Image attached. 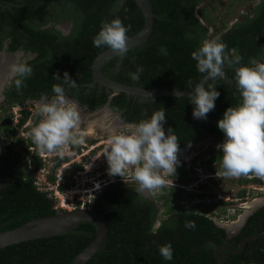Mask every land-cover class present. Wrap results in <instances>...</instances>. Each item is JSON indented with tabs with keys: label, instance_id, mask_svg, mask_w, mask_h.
I'll use <instances>...</instances> for the list:
<instances>
[{
	"label": "trees",
	"instance_id": "trees-1",
	"mask_svg": "<svg viewBox=\"0 0 264 264\" xmlns=\"http://www.w3.org/2000/svg\"><path fill=\"white\" fill-rule=\"evenodd\" d=\"M0 1L9 3V7L0 9V33L10 36L11 50L23 46L37 53V57L28 61L33 74L26 83L32 85L34 80H38L41 90H51L54 84H63L54 75L63 78L65 72L76 82H89L92 79L91 63L96 54L107 47L97 48L92 43L102 21L119 17L126 26L130 25L128 36L138 32L144 23L142 12L134 0ZM201 1L149 0L154 18L147 41L130 48L122 60L118 55L107 60L101 66L102 73L114 80L148 89L186 90L189 89V81L193 85L198 83L203 77L196 70L191 53L207 38L209 31L194 13V8ZM42 4H49L51 10H44L40 7ZM67 9L71 10L74 18V32L70 37L61 36L53 28H38L46 18L64 20L67 16L63 12L68 13ZM201 15L205 20L210 19L206 13ZM217 37L228 49H237L244 64L250 58L264 60V4L258 8L254 5L252 11L243 14L241 20L231 23ZM162 49L166 50V54ZM138 67H142L143 71L138 81H132L129 73L136 72ZM233 77V69L226 68V78L214 82L220 96L206 120L193 118L194 105H190L188 96L162 95L144 100L118 92L112 96L110 107L130 123L165 109L164 128H173L179 148H182L207 135H223L217 121L228 107L240 102ZM98 86L79 87L87 90V94H78L80 103L88 104L91 109L103 106L110 93L105 91V87ZM27 116L28 111H22L20 125ZM33 119L36 121L38 118L34 116ZM72 147L79 150L77 146ZM221 155L219 151L210 155L207 161H220ZM58 164L59 161H56ZM80 167L81 163H74L70 172ZM173 175L179 178V175ZM49 178L54 180L53 175ZM67 186L68 183L63 182L60 189ZM183 192L181 187L169 186L167 193L162 195L165 207L162 213L164 218L160 219L162 227L152 234L151 226L158 218L157 203L139 196L132 186L122 180L105 185L92 205V208L104 214L107 223L104 248L85 264H217L214 248L222 242L225 230L213 222L211 215L213 208L225 205V202L206 203L200 200L193 205L179 204ZM242 193L245 192L237 194L242 196ZM196 196L201 197L202 193ZM54 205L55 199L48 192L36 189L32 182V170L25 166L20 177L0 189V230L14 228L36 217L53 215L58 211ZM259 214L264 215V208L255 215ZM187 221H194L195 229L186 228ZM95 232V225L85 221L64 234L3 247L0 249V264H71L78 252L91 242ZM168 242L174 249L172 261L164 260L158 252V246ZM259 248L251 254L245 250L241 255H224L227 260L225 264H264V251Z\"/></svg>",
	"mask_w": 264,
	"mask_h": 264
},
{
	"label": "clouds",
	"instance_id": "clouds-1",
	"mask_svg": "<svg viewBox=\"0 0 264 264\" xmlns=\"http://www.w3.org/2000/svg\"><path fill=\"white\" fill-rule=\"evenodd\" d=\"M262 4L264 0H255V7ZM129 29L130 25L126 26L119 17L102 21L93 38V46H107L122 60L129 51ZM161 51L166 54L165 49ZM191 58L203 77L195 85L188 82L192 90L189 96L194 105V119L206 120L207 114L214 110L220 96L214 82L226 78V68L233 69L235 89L240 96V102L228 107L217 121L224 136L216 145L222 153L219 175L225 178L248 174L264 177V60L250 58L247 64L242 63L243 57L237 49H228L219 37L204 39L191 53ZM142 71L143 68L138 67L136 72L129 73L131 80L138 81ZM32 74L33 68L27 60L17 59L8 67L5 84L19 90ZM54 76L63 84L52 86L54 98L41 97L37 104L40 119L30 132L32 142L40 151L63 155L66 145H82L89 134L102 130L107 135L104 150L107 174L110 177L129 176L134 182L133 190L139 196H151L166 185L161 172L168 176L177 174L176 169L181 163L177 155L179 141L173 128H164L165 109L154 111L150 117L134 123H124L118 113L82 115L78 104L66 95L64 86L75 87L76 81L67 72L63 78ZM96 188H100L99 183ZM161 227L162 222L157 218L150 231L155 234ZM185 227L195 229L196 225L194 221H187ZM158 252L164 260H173L174 249L170 242L158 246Z\"/></svg>",
	"mask_w": 264,
	"mask_h": 264
},
{
	"label": "flooded vegetation",
	"instance_id": "flooded-vegetation-1",
	"mask_svg": "<svg viewBox=\"0 0 264 264\" xmlns=\"http://www.w3.org/2000/svg\"><path fill=\"white\" fill-rule=\"evenodd\" d=\"M1 3L8 5L7 7H9V3L8 4L3 3V2ZM40 4L41 3H39V5ZM40 7L46 11H50L52 8L49 4H42ZM4 8L6 7H2L0 5L1 10ZM67 11L68 13L63 12V14L67 16L64 20L52 21L46 18V20L42 24H40L38 28L40 29L53 28L56 31H58L61 36L70 37L71 34H73L74 32V18H73V13L71 12V10L67 9ZM2 23L5 24V22L3 21ZM11 42L12 41L10 39V36L0 33V115H1L0 117V189L6 188V186H9L10 182L20 177L24 169V166H26L27 169L30 170L29 160L34 159L36 156V153L34 151L35 144L32 142L30 134L25 135L24 133L30 130L27 127H23L22 124L20 125L18 119L13 120L12 113L13 112L15 113V110L12 109L11 104L12 103L19 104L20 107L18 109H20L21 112L34 108L33 109L34 112H32V116L34 117L35 113L37 112V103L40 101L42 96L48 97V98H54V93L52 92V89L49 90L48 88H46L44 86L45 83L42 82V86H44L46 90H41L39 87L41 83L38 80H34V83L32 85L27 84L25 81L24 86L20 88L19 90H17L11 84H7V85L5 84L6 78L8 75V67L12 62L16 61L17 59L27 60L28 62L32 60L33 58L37 57L36 52L31 51L29 49H25L23 46H18V47L16 46L15 49L11 50L9 48V45ZM15 45H18V44H15ZM3 67H6V69L3 70L2 69ZM92 80H93V77L89 82H91ZM89 82H76V86L73 88L65 85L66 95L68 96V98L74 100L78 104V106L81 108L83 112V115L85 114V112L94 113L96 111H100L101 109L104 108L105 104L107 103L106 102L103 106L95 108V109H91L88 104L80 103L78 99V94L80 95L87 94V90L86 89L82 90L79 87H93L94 88V87H97V85H99L100 87H104L98 82H96L94 86L82 85L83 83H89ZM105 91L108 92L106 88H105ZM109 106H110V103H109ZM113 112L116 114L118 113L120 115V112H115V111ZM23 129H24V132H23ZM221 137H224V136L214 135V134L207 135V136L201 137L196 142H200L204 140L205 138H209L210 139L209 142H211V141L220 139ZM188 150L195 151L192 157L198 155V153L201 151L200 148L198 149V146L190 147L185 152H187ZM24 154L27 157V160L25 161H24ZM209 158L210 156H208V159ZM23 162L24 163L26 162V163L23 165ZM216 164H217V161H208L206 163L205 168H207L209 171H212L214 168H212L211 166L212 165L215 166ZM18 167H21L22 170L18 171L17 169ZM192 168L195 169L198 167L192 166L191 170ZM22 178L24 179L25 177L22 176ZM169 183H174V182H169ZM127 184L133 187L134 183H127ZM169 186H172V185H169ZM173 187H176V186H173ZM145 198H147L150 201H154L151 196H148ZM230 203L231 205L236 204L233 202H230ZM248 203H249V200L245 201V203H241L240 204L241 208L248 207L247 206ZM238 204L239 203H237V205ZM157 207H158L157 215L159 217L160 213L162 214L165 211V207H163L162 210H160L161 208L159 206ZM263 208H264V199L256 198L253 200L252 204L249 206V210H247L246 213L245 212L243 213V215L241 216V219L239 218L240 220L235 219V218L234 219L228 218L224 221V220L213 219L212 217L213 222L218 227H221L225 230V235L222 237V242L218 244L216 247H218L219 245L225 244V245H228L229 248H231L234 251L238 250V252H231L228 249H221L220 253H221V256L225 259V262H227V260L224 255H227V254L241 255L242 253H244L245 250H246V253L251 254L254 251H256L260 245L264 243V238H263L264 237V215L263 214H259L258 216L255 215L258 211H261ZM231 216L233 215L230 214V217ZM251 216L253 217L252 219H250ZM243 241H245L244 245L240 249V245L242 244ZM215 248H214V254H215ZM259 249L261 251H264V245Z\"/></svg>",
	"mask_w": 264,
	"mask_h": 264
},
{
	"label": "rangeland",
	"instance_id": "rangeland-1",
	"mask_svg": "<svg viewBox=\"0 0 264 264\" xmlns=\"http://www.w3.org/2000/svg\"><path fill=\"white\" fill-rule=\"evenodd\" d=\"M254 5L255 0H202L194 8V13L209 28L207 38L212 39L216 38L222 32H224L228 28V26L231 25V23H233L234 21L241 20L243 14H248L250 11H252ZM202 13H206L207 15H209V21L203 19V15H201ZM3 69H6V67H3ZM11 107L15 110V113H12L13 120H19L22 115L21 110L18 109L20 105L12 103ZM33 109L34 108L26 110L28 111L27 119L30 120L23 127L29 128L30 131L24 132L23 129L25 135L30 134L31 129L37 125L40 119L37 116L36 112L35 117L38 119L34 121L32 116V112H34ZM87 113L88 112H85L84 115H87ZM94 113L97 116H103L106 111L104 109H101L100 111H96ZM115 114L116 113H112V115ZM223 138L224 137H221L220 139L211 142H204L203 144H201V146H198V149L200 148L201 151L198 153V155L194 157L192 156L194 155L195 151L188 150L187 152L178 153V159L182 162V164L180 163V165L176 169V175H179V178H175L174 175H165L163 172H161V175L166 180L165 186L169 187V185H172L169 182H176L178 184L184 185L187 188V191H192L195 189V191H193V194L196 193L197 195L199 193H202L201 197L196 195L193 196L192 194H189L190 192H186V190L183 189V197L181 198L179 204L183 203L184 205H193L196 200L199 199H204L206 203L215 202L218 195L229 196L230 193H234L235 196L239 197L240 194L237 193L244 191L245 193H242L241 196L243 197L244 195V198L239 199L237 201H233L236 204L231 205L230 202H225V205H219L212 209L213 214L211 215V217H213V219L225 221L228 218L241 219L243 213H246V211L249 210V206L252 204L254 199H264V185L259 182H247L245 180L236 179L232 180L225 177L219 179L218 177L211 176V173L214 171H209L207 168H205L206 163L208 162L207 159L208 156L213 155L214 153L217 154L220 151L217 149L216 145L221 143L223 141ZM106 145L107 135L105 134V132L103 133L102 130H97L96 132L91 133L87 136L84 144L77 146L79 147L78 152H82L83 150V153H85L84 156H77L76 153L72 155H70L69 153L66 154L68 150L64 148L63 155L69 156L67 160L71 161L72 165L74 163H77V161L81 160V167L77 168V170L86 168L88 170L86 173V177L89 178L90 176L91 178L95 179L99 178L102 183L103 181L109 182L113 179V177H110L107 174V163L104 158V150ZM80 147H82V150L80 149ZM37 148L38 147L35 145L34 151H37ZM71 150L76 149L73 148L71 145ZM57 158L58 156H56L55 159ZM25 160H27V157L24 154V161ZM25 163L23 162V165ZM219 164L220 161H217V164L215 166L212 165L211 167L219 168ZM192 166L198 168H192L191 170ZM17 169L18 171L22 170L21 167H18ZM184 169L186 170L185 172ZM75 171H73L72 173H74ZM99 173L100 175L97 177L96 175ZM82 174L84 175L85 173ZM121 180L126 183H134L129 176H125L121 178ZM195 185H197V187ZM165 186L157 190L153 195H151L152 199L161 208L160 210H162L164 207V201L161 197L162 195H165L167 193L168 189V187ZM242 200H249V203L247 204L248 207L241 208L240 204L245 203V201L242 202ZM237 203L239 204L237 205ZM230 214H232L233 216L230 217ZM158 218L162 219L164 218V215L160 213Z\"/></svg>",
	"mask_w": 264,
	"mask_h": 264
},
{
	"label": "water",
	"instance_id": "water-1",
	"mask_svg": "<svg viewBox=\"0 0 264 264\" xmlns=\"http://www.w3.org/2000/svg\"><path fill=\"white\" fill-rule=\"evenodd\" d=\"M142 12L144 23L142 28L131 36H128V49L143 45L152 30L154 13L152 12L149 0H134ZM2 7L8 5L2 4ZM116 56L115 53L108 47L98 52L91 63V73L93 80L89 83L82 85L94 86L96 82L104 86L110 93L104 110L112 114L113 110L110 108L109 103L113 95L118 92H124L134 97H141L146 100L153 99L156 96H188L191 95L192 90H178V89H148L127 83L114 80L101 72V66L104 62ZM228 67V66H225ZM231 68V67H229ZM202 80V79H201ZM200 80V81H201ZM199 81V82H200ZM190 105H192L190 101ZM124 123H128L123 119ZM104 133V132H103ZM209 138H205L200 142L188 144L185 147L179 148L178 153L185 152L188 148L193 146H200ZM199 143V144H198ZM90 221L96 227L94 238L74 257L71 264H85L95 253L104 248V242L107 235V223L104 214L98 212L94 208H79L74 210H58L53 215L40 216L23 224L10 229L0 230V249L12 244L33 240L43 237H51L73 231L79 224ZM244 242L240 245L243 247ZM221 249H228L231 252H238L229 248L228 245H219L215 248V258L217 264H224L225 259L221 256Z\"/></svg>",
	"mask_w": 264,
	"mask_h": 264
},
{
	"label": "built area",
	"instance_id": "built-area-1",
	"mask_svg": "<svg viewBox=\"0 0 264 264\" xmlns=\"http://www.w3.org/2000/svg\"><path fill=\"white\" fill-rule=\"evenodd\" d=\"M29 120L27 119L23 126H25V124H27ZM64 149H67L68 152L66 154L69 153L70 155L76 153L77 156H84L85 154L83 153L82 147H80L82 152H78L77 149L71 150V145H66ZM56 156H58L57 159H55ZM68 157V155H60L59 152L49 153L38 150L35 158L29 160V168L30 170H32L33 184L35 185L37 190L48 192V195L55 199L54 208L57 210L92 208L93 201L96 195L105 185L112 181L121 180V178L113 177L111 181H103L102 183L99 178L95 179L91 178L90 176L89 178L86 177V173L88 171L86 168L78 169L74 173H72L70 172L72 163L71 161L67 160ZM56 161H59L58 165H56ZM77 163H81V160L77 161ZM212 171L214 172L211 173V176L218 177L219 179L224 178L223 176L219 175V168L215 167ZM82 173L85 174L83 175ZM50 175L54 176L53 181L49 178ZM99 175L100 173L96 176L98 177ZM229 179H242L247 182H259L264 185V177H257L253 174L242 175L240 177ZM63 182H67L68 186L60 189V185ZM97 183H99L100 185L99 189L96 188ZM170 184L176 187H181L186 190V192L194 193L193 191H195V189L192 191H187V188L182 184ZM195 186L197 187V185ZM242 198H244V195L243 197H237L234 195V193H230L229 196L218 195L215 202H233ZM199 201L200 199L196 200V202Z\"/></svg>",
	"mask_w": 264,
	"mask_h": 264
},
{
	"label": "bare ground",
	"instance_id": "bare-ground-1",
	"mask_svg": "<svg viewBox=\"0 0 264 264\" xmlns=\"http://www.w3.org/2000/svg\"><path fill=\"white\" fill-rule=\"evenodd\" d=\"M9 60V59H8ZM4 61V60H3ZM2 63V62H1ZM5 66V65H4ZM3 69V68H2ZM4 70V69H3ZM190 155H192V154H190Z\"/></svg>",
	"mask_w": 264,
	"mask_h": 264
}]
</instances>
